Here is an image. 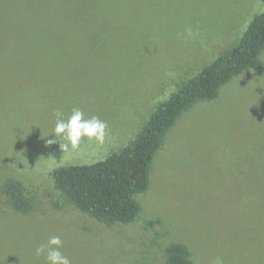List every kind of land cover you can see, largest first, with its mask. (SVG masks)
Returning a JSON list of instances; mask_svg holds the SVG:
<instances>
[{"label": "rangeland", "instance_id": "rangeland-1", "mask_svg": "<svg viewBox=\"0 0 264 264\" xmlns=\"http://www.w3.org/2000/svg\"><path fill=\"white\" fill-rule=\"evenodd\" d=\"M262 10V0H0V182L22 181L35 202L19 214L0 197V264H45L35 249L54 235L73 264H165L170 243L193 264H264V73L235 76L182 114L132 224L73 209L52 178L127 147ZM74 107L108 124L104 142L47 145L55 110L67 119Z\"/></svg>", "mask_w": 264, "mask_h": 264}, {"label": "trees", "instance_id": "trees-1", "mask_svg": "<svg viewBox=\"0 0 264 264\" xmlns=\"http://www.w3.org/2000/svg\"><path fill=\"white\" fill-rule=\"evenodd\" d=\"M262 4V12L254 16L241 39L157 105L127 147L93 164L53 171L55 188L69 206L109 227L132 224L139 218L137 196L149 191L156 155L182 114L202 101L214 100L233 77L248 70L264 73L260 58L264 52V0ZM32 194L22 181L7 178L0 182V197L19 214L35 207ZM165 264H193L190 251L180 243H170Z\"/></svg>", "mask_w": 264, "mask_h": 264}, {"label": "clouds", "instance_id": "clouds-1", "mask_svg": "<svg viewBox=\"0 0 264 264\" xmlns=\"http://www.w3.org/2000/svg\"><path fill=\"white\" fill-rule=\"evenodd\" d=\"M186 35L191 38L196 33L188 28ZM56 122L53 130L55 139L47 140V145L60 142L63 152L76 150L81 146L82 141L87 138L89 141L103 143L107 134L108 124L98 116L85 117L84 112L74 107L71 115L64 119V113L60 109L55 110ZM63 141V142H62ZM63 241L60 236H51L46 243L40 244L35 249L37 257H43L45 264H73L72 260L62 252Z\"/></svg>", "mask_w": 264, "mask_h": 264}, {"label": "crops", "instance_id": "crops-1", "mask_svg": "<svg viewBox=\"0 0 264 264\" xmlns=\"http://www.w3.org/2000/svg\"><path fill=\"white\" fill-rule=\"evenodd\" d=\"M29 245H31V244H29Z\"/></svg>", "mask_w": 264, "mask_h": 264}]
</instances>
